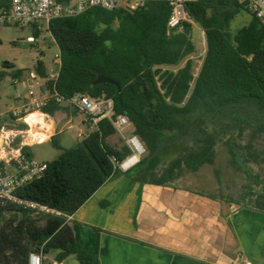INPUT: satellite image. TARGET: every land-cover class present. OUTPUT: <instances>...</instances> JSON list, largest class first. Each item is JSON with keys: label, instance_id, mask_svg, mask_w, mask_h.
Returning <instances> with one entry per match:
<instances>
[{"label": "trees", "instance_id": "1", "mask_svg": "<svg viewBox=\"0 0 264 264\" xmlns=\"http://www.w3.org/2000/svg\"><path fill=\"white\" fill-rule=\"evenodd\" d=\"M185 8L206 41L196 75L191 57L196 51L193 24L185 22L182 30L169 31L171 6L166 1H147L136 9L93 7L51 20L48 32L61 54L57 91L65 98L84 93L113 99L115 113L129 117L146 155L132 169H119L118 162L131 152L126 144L118 149L107 142L116 130L108 119L100 120L75 146L47 161L42 177L16 192L21 202L0 201V264H29L32 252L54 254L57 260L75 255L80 264H93L66 216L38 212L25 202L72 215L104 183L122 173L161 185L176 181L184 169L196 172L214 163L217 143L223 140L216 122L244 124L246 119L237 112L248 108L254 119L264 121V25L236 0H198ZM244 9L251 13V21L232 31V20ZM36 70L47 74L40 61ZM13 75L22 76L23 71ZM99 75L121 89L111 83L93 85ZM59 109L53 103L43 111L54 114ZM239 137L230 136L225 143L232 163L251 177L248 163L257 161L261 153L255 149V136L245 144ZM51 141L58 146L55 137ZM22 151L32 157L27 147ZM169 152L177 156L160 172ZM254 180L245 206L264 210V179L256 174ZM43 264L51 263L45 258Z\"/></svg>", "mask_w": 264, "mask_h": 264}, {"label": "crops", "instance_id": "2", "mask_svg": "<svg viewBox=\"0 0 264 264\" xmlns=\"http://www.w3.org/2000/svg\"><path fill=\"white\" fill-rule=\"evenodd\" d=\"M18 92L26 95L25 85ZM71 112L60 105L54 114H32L27 122L37 135L16 136L6 151L0 141V158L23 147L33 157L31 147L57 138L58 123ZM11 120L3 122L6 129L27 130L26 122ZM68 223L93 264H264V210L211 197L177 181L161 185L136 180L131 173L116 175ZM64 261L80 264L75 255Z\"/></svg>", "mask_w": 264, "mask_h": 264}, {"label": "built area", "instance_id": "3", "mask_svg": "<svg viewBox=\"0 0 264 264\" xmlns=\"http://www.w3.org/2000/svg\"><path fill=\"white\" fill-rule=\"evenodd\" d=\"M147 1H166L169 3L171 6V14L167 23L169 31L182 30L185 22L194 25L185 5L188 2L198 0H0V25L30 26L32 34L27 37L26 42L35 44L39 41L36 33L42 31V24H45L48 30L53 19L77 16L93 7H101L106 10L119 7L136 9ZM236 1L243 4L264 25V0ZM53 62L54 69L47 72L45 76L37 70H30L22 76L14 77L13 83H23L27 94L16 93L13 107L4 113H0V141L4 151H6V146H11L12 141L18 135L36 136L37 132L33 131L32 125L27 122V119L53 103L68 106L72 110L82 113L85 116L84 124L89 127L96 128L102 119H108L119 134H122L125 127H132L128 116L115 113L114 101L111 98H92L84 93L76 94L70 98L63 97L56 89V81L61 68L59 49L54 55ZM6 119L26 122L28 128L17 131L6 129L5 124H3ZM88 134L79 133V136L84 138ZM123 138L131 153L117 165L119 169L126 172L141 161L146 153V148L140 138L133 133V130L130 136H123ZM2 161L5 162L4 166H0V201L2 202H21L17 198L16 192L23 186L42 177L47 169L46 162L28 157L22 149H13L8 157L0 158V162ZM25 204L30 208H37L38 212L41 213L64 215L67 220L71 218V215H65L47 206H36L29 202H25ZM45 258L47 256L40 252H32L28 262L29 264H43ZM49 260L51 264H66L64 260L55 258ZM246 264L251 263L247 262Z\"/></svg>", "mask_w": 264, "mask_h": 264}, {"label": "rangeland", "instance_id": "4", "mask_svg": "<svg viewBox=\"0 0 264 264\" xmlns=\"http://www.w3.org/2000/svg\"><path fill=\"white\" fill-rule=\"evenodd\" d=\"M251 19L252 15L249 11L241 10L231 22L232 31L247 25ZM42 26V31L37 33L38 43L31 44L26 42L27 37L32 34L30 26L0 25V111L3 113L13 107L17 90L20 85L24 86L23 83H13L14 71L22 70L23 73H26L30 70H36L39 61L47 67H52V70L54 69V55L57 53L58 47L45 24ZM191 36L196 45V51L191 56L194 59L193 72L196 75L205 56L206 41L204 31L196 24L193 25ZM249 110L248 108L245 111L239 110L237 112L241 119H246L244 124L230 123L229 121L216 122L215 126L223 140L217 143V156L214 163L204 165L196 172H189L184 169L176 181L194 191L215 197L229 198L233 201L232 203L238 205L250 203L247 199L248 186L255 182L254 175L260 174L264 179V121L254 119ZM84 118L82 113L72 110L71 117L58 123L57 131L59 134L56 138V144L61 148L51 141L36 144L31 147L34 159L40 162L52 161L62 153L63 149L75 146L83 139L79 133L85 135L93 131L92 128H88L84 124ZM9 122L12 120L10 119ZM131 133L132 127L127 126L122 134L116 132L108 137L107 142L120 149L125 145L123 136L128 137ZM230 136H241L237 139L242 144L252 141V136H255L254 146L261 153V157L255 162L250 161L248 163L247 169L251 172V177L245 174L243 169H239L232 163L229 147L225 143V140ZM176 156L177 153L169 152L162 160L159 171L162 172L167 168ZM6 217H10V214H7ZM2 223L3 221L0 220V227Z\"/></svg>", "mask_w": 264, "mask_h": 264}, {"label": "water", "instance_id": "5", "mask_svg": "<svg viewBox=\"0 0 264 264\" xmlns=\"http://www.w3.org/2000/svg\"><path fill=\"white\" fill-rule=\"evenodd\" d=\"M102 83H111V84H115L118 87V90H120V85L118 83H116L115 81H113L112 79H110L109 77H105L103 75H99L96 80L93 82V85H98V84H102Z\"/></svg>", "mask_w": 264, "mask_h": 264}, {"label": "bare ground", "instance_id": "6", "mask_svg": "<svg viewBox=\"0 0 264 264\" xmlns=\"http://www.w3.org/2000/svg\"><path fill=\"white\" fill-rule=\"evenodd\" d=\"M29 119H30V117H29ZM33 119H30V121H32Z\"/></svg>", "mask_w": 264, "mask_h": 264}]
</instances>
